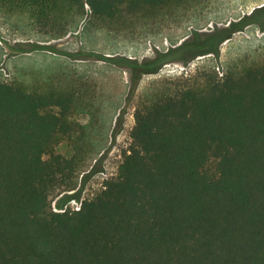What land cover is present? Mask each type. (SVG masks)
I'll return each instance as SVG.
<instances>
[{
  "label": "trees",
  "instance_id": "trees-1",
  "mask_svg": "<svg viewBox=\"0 0 264 264\" xmlns=\"http://www.w3.org/2000/svg\"><path fill=\"white\" fill-rule=\"evenodd\" d=\"M197 1L0 0V7L28 14L36 30L57 38L86 14L112 27ZM251 24L264 27V3L152 57L129 58L132 85L169 62L219 56ZM38 49L47 46L21 51ZM80 99L52 80L0 79V264H264V60L223 75L205 68L140 104L118 174L79 209L56 210L57 190L77 184L78 158L56 148L85 127Z\"/></svg>",
  "mask_w": 264,
  "mask_h": 264
},
{
  "label": "rangeland",
  "instance_id": "rangeland-1",
  "mask_svg": "<svg viewBox=\"0 0 264 264\" xmlns=\"http://www.w3.org/2000/svg\"><path fill=\"white\" fill-rule=\"evenodd\" d=\"M263 3L202 0L174 5L152 17L131 16L112 27L86 14L77 17L78 23L65 36L57 38L36 30L28 14L0 7V79H18L28 85L52 80L81 95L78 121L85 127L61 138L56 148L78 158L77 184L74 189L60 187L53 208L60 210V204L76 208L118 174L123 154L132 143L135 111L157 92L205 68L223 75L229 68L264 60V27L248 25L223 43L219 56L208 53L187 62H169L157 72L141 74L134 85L125 66L129 58L152 57L157 50L180 44L196 29L209 31L228 25ZM31 44L47 49L21 51Z\"/></svg>",
  "mask_w": 264,
  "mask_h": 264
},
{
  "label": "built area",
  "instance_id": "built-area-1",
  "mask_svg": "<svg viewBox=\"0 0 264 264\" xmlns=\"http://www.w3.org/2000/svg\"><path fill=\"white\" fill-rule=\"evenodd\" d=\"M76 208L79 209L80 208V205H78Z\"/></svg>",
  "mask_w": 264,
  "mask_h": 264
}]
</instances>
